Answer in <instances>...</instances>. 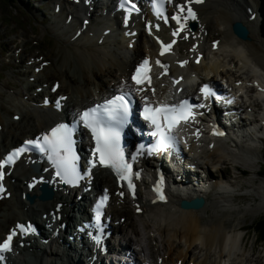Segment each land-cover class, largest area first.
Instances as JSON below:
<instances>
[{"label": "bare ground", "instance_id": "bare-ground-1", "mask_svg": "<svg viewBox=\"0 0 264 264\" xmlns=\"http://www.w3.org/2000/svg\"><path fill=\"white\" fill-rule=\"evenodd\" d=\"M49 2L52 3V0ZM67 4L70 6L68 10L64 8L65 3H61L58 14L63 15L74 12L73 19L68 25L73 24V30L72 27L65 26L63 29L62 24L58 28L67 30V32L71 30V33L74 31L73 34H75L79 31V29H76L78 24H75L77 21L76 17L81 18V14L85 9H82L81 6ZM242 6L249 7L254 12L258 11L253 22L248 20L249 15ZM103 8L109 9L107 5H104ZM197 16L199 23L197 32L188 43H178L180 51L175 53L176 59L171 61V77L174 79L183 77L185 79L192 73L201 82L215 84L221 82L227 89L235 92L239 90L235 83L239 84L241 83L240 81H259L264 83V2L260 1L259 4L257 0H206L203 5L198 6ZM147 17L149 18L148 14ZM117 18V14L112 18H109L108 15L105 17L92 15V25L89 28L87 27L85 32H81L74 42H67L74 49L68 51V56H65V54L60 55L59 59L65 60L62 64L57 62L52 65L50 63L38 74L34 75L32 73V75L25 77L33 76L35 77V82L43 79V83L47 84H50V80L53 77L58 79L60 85L58 93L68 95L61 114L53 112L49 108L33 106L34 103H40L42 96L48 92L45 88L41 94L27 93L33 87L27 80L23 88H20V90L13 89L7 95L8 106L12 110L17 111L10 118L18 114L20 119L15 122L0 114V156L10 148L17 146L25 138H28L29 136L27 135L31 132L39 133L57 122L73 119L76 112L81 108L98 100L106 99L109 92L118 86L117 89H121L122 86L128 88V75L135 59L143 57L146 53L155 54L156 46L150 38L142 33V35L139 34L142 36V40H138L133 50L129 51L123 39L125 38L124 31L116 27ZM235 22L240 23L247 30V41L237 39L232 34L231 26ZM95 24L103 27L94 26ZM110 28H113V31L106 35L104 32ZM215 38L220 39L219 47L216 52H211L210 42L215 40ZM194 42H199V47L189 52V48H192ZM107 44H111L114 47L109 50L105 47ZM144 44L145 46H143ZM205 51L206 53L201 63L194 65L192 60L195 53H203ZM19 57H13V60L16 61ZM73 59L75 61H72ZM167 59H170V56H167ZM187 59L190 62L186 68L177 67V62ZM67 60L74 63V69L65 67ZM35 66H38V64L28 68L34 69ZM26 72L27 67L24 68L22 73L20 71L18 74L19 76H25ZM8 82L9 76L0 85V94L5 92L6 89H11L8 86ZM153 87L155 88L154 98H158L164 92L171 93V97L174 98L171 83L166 77H161L160 80L155 82ZM192 88H185L187 94L182 96H189L188 93H192ZM245 89L248 91L250 88L245 87ZM254 91L253 89L251 96L245 94V100L250 102L245 110L251 108L254 111L255 108L259 109L261 103L264 105V98L261 99V95L254 96ZM230 102V108H236V103ZM2 106L3 104H0V107ZM26 111L30 115L24 119L23 116ZM261 112L259 113L261 114ZM260 114L258 116L259 119L254 120L255 124L251 125L253 129L244 130L241 138L220 139L216 141L213 147H209L211 144L209 142L208 148L206 143L201 142L202 149L195 152L193 159L186 164L192 165L196 163L194 160H200L196 164L200 171L207 175L206 177L200 176L199 179H193L190 175H186L184 171H181L180 167L171 168L176 177L170 178L171 186L167 188L169 197L167 204L152 205V198L149 197L148 192L143 190L144 187L142 185H144V182L139 185L140 190L137 200L131 203L128 200L120 201L118 205H116L114 200L107 210L113 217V221H117L124 214L127 217V222L124 221L126 222L125 225L114 227V232L116 230L117 234L123 233L127 237V230H132V233L137 236L138 231L135 229V225L129 215V212L133 211L141 219L142 226L148 234L149 242L147 247L150 257L146 255V258L151 264H259L258 262H261L260 258H255L254 261H251L252 254L247 256L244 254L245 251L243 252L242 246L245 244V235L238 237L237 235L229 236L228 234L242 231L244 228L242 222L248 214L245 212L254 210V213H256V208L247 209V211L243 212L236 211L235 207H233L238 194L234 190L233 181L228 180L229 178L226 175L227 167L223 166L224 176L222 181L224 180V183L222 185L215 182L211 184L209 178L213 175L210 170L218 172L219 167L217 165L225 163L226 165H229V163L234 165V169L240 175H245V171L252 173L254 176L259 175L258 171H250L248 168L259 163L260 159L257 149L264 137V132L259 130L256 125L258 121H264L263 116H260ZM230 120L231 118L225 119L224 123L226 124ZM254 131L258 132L255 134ZM253 134L255 135L253 136ZM160 157L161 154H159L158 158ZM166 160L163 161L162 159L160 163L168 162ZM42 169L43 167H40V170ZM94 175L93 197L102 188H108L111 191L115 189L113 179L108 171L97 169L94 171ZM177 176H180L181 180H177ZM31 177H36L34 169L26 167L20 162L11 172V176L5 179L10 196L0 198V237L9 227L10 221L13 223L15 220L25 221L31 217L40 218L42 214H48L49 211L53 210L57 203L63 204L61 211L62 220L66 222L67 229H71L70 223L76 218H82L85 210L79 211L81 205L76 199H72V193L70 192L67 194H55L48 201H40L31 197H27L24 200L21 194L25 191L23 182ZM236 178L238 179V176ZM11 180L14 182L12 183ZM263 184L264 180L260 183V188ZM263 189L264 186L261 189L264 197ZM37 193L38 189H35L31 194ZM76 193L78 194V192ZM196 199L203 200V206L200 210H184L179 205L180 202L189 203ZM71 203L73 209L69 211L68 216L66 207L69 204L71 206ZM77 210L79 212L74 215V211ZM59 224L56 222L53 225V229ZM152 231L157 232L160 237V244L157 242V246L154 248L151 245ZM49 235L50 233L46 232V238ZM136 236L127 239V249L140 256L143 248L139 241L136 240ZM47 240L50 241L47 245L34 244L28 248L21 249L20 254L11 255L8 264H58V261H60V264L89 263L90 259L88 257L92 255L91 253H83L84 259H82V262H75V257L67 258L65 254L55 253L56 240ZM179 246H182L180 250H178ZM198 246L199 251L195 253V249ZM176 250H178L177 253H174ZM120 251L122 252L123 250ZM83 260L85 263H83ZM138 260L142 263L147 262L141 256ZM124 262L126 263L123 260L122 264Z\"/></svg>", "mask_w": 264, "mask_h": 264}, {"label": "snow or ice", "instance_id": "snow-or-ice-1", "mask_svg": "<svg viewBox=\"0 0 264 264\" xmlns=\"http://www.w3.org/2000/svg\"><path fill=\"white\" fill-rule=\"evenodd\" d=\"M173 0H152V9L157 19L163 18L164 22H168V17L165 15V5L172 4ZM204 3V0H182L175 4L176 13L171 16V19L176 22L178 27L172 32V36L176 37L186 30L189 21L198 19L197 12L194 10L195 5ZM130 5V6H129ZM120 7L125 11V23H127L128 15L131 12L139 11L134 3L130 0H121ZM159 30V25L156 26ZM187 39V36L183 37ZM160 44V55L169 52L172 46L176 43L173 39L170 43ZM215 47V44L213 45ZM156 64L167 71V65L162 64L159 60ZM187 61H181L180 66L183 67ZM150 67L148 59H144L139 64L135 72L132 74V82L137 87H129L127 90L122 86L115 94L103 100L102 103H97L92 107L85 109L79 113L78 120L72 125L67 123H59L53 127L50 132L44 134L36 140H28L24 142V147L18 148L10 153L4 160H0V169L5 165H10L15 162V159L20 154L28 150V146L38 150L41 154L46 155L48 162L55 169V177H59L61 183L76 187L79 182L85 178L91 179V171L97 166L110 168L116 175L117 180L125 181L130 192L135 195V185L133 183V163L138 156L147 152L152 155L154 152H163L169 149H175L177 145L176 130L181 123H187L193 118L192 110L194 108H204V103L191 104L188 100H181L178 104H170L164 102H152L145 94L141 96L142 106L139 111V117L147 123V135L154 141L153 144L145 148L143 144L137 145L135 152L131 154V162L125 158V150L121 143L122 133L126 126L129 125L130 118L133 115V93L140 95L145 92V88L141 85H151V77L149 75ZM179 80H173V84H178ZM153 95L155 90L151 89ZM200 93L207 100L214 95L209 85H204L200 88ZM64 99L63 97L60 98ZM56 107H60L59 100L56 102ZM83 125L91 133V139L94 147L91 149V158L87 160V168L81 173L78 167L79 157L74 150L76 141L73 136L77 131L79 124ZM214 135H223L214 131ZM47 171V169H45ZM3 171H0V179L3 178ZM135 178L140 179V173H135ZM43 178L39 181L33 180L29 184L32 188L37 183H42ZM162 183H157L154 191L157 193V199L165 201L166 197L162 192ZM3 185L0 184V192H3ZM123 195V193H119ZM108 195L100 197L95 205V227L97 235L93 238L97 245H100L103 225L101 217L103 209L106 207ZM139 210V209H138ZM21 233L32 231L31 226L27 228L24 225H17ZM16 235V232H11L3 242H0V264H5L4 253L10 252L11 241Z\"/></svg>", "mask_w": 264, "mask_h": 264}, {"label": "rangeland", "instance_id": "rangeland-1", "mask_svg": "<svg viewBox=\"0 0 264 264\" xmlns=\"http://www.w3.org/2000/svg\"><path fill=\"white\" fill-rule=\"evenodd\" d=\"M49 1L51 0H16L15 4L12 6H7L8 4L0 1V85L4 82V79H6V77L9 76L10 78L9 81L11 82H8V85L11 84L10 86L14 90L15 89L20 90V88L24 87L23 81H26V78L23 79L21 76H18V72L23 70V66H27L26 62L30 58L43 56L45 60L49 61L51 59L52 62L50 60V63H52V65H55L57 62L62 64L65 60L59 59L60 55L65 54V56H68L69 55L68 51L74 49V47L67 44V41L69 40L72 34L71 30L70 32L69 31L67 32V30H61L58 28L59 25L61 24L63 29L65 27H72V26H65L64 24L66 14L59 15L52 13V9H53L52 3L53 4L57 3V0H52V3H50ZM260 1L264 2V0H259V2ZM243 8L245 9V7ZM65 9L68 10V7L65 6ZM256 12L258 13V11ZM52 14L56 16H53ZM80 20L81 18L77 20L75 24L78 23L77 25H79ZM90 24L92 25V22ZM19 47H23L24 59L23 62H21L17 66L16 65L17 61L14 62V60L9 58V55H12L14 53L13 51ZM105 47L109 49L108 46ZM138 59L139 58H136L135 62H137ZM72 61L75 60L73 59ZM65 67L67 69L70 68L74 69V63L69 62L67 60ZM29 74H31L30 71ZM52 80H58V79L53 77ZM52 80H50V82ZM40 81L41 82L38 83L42 84L44 82L43 79H41ZM13 83H16L17 85H14ZM14 86L16 87L14 88ZM33 88L29 90V92H33L32 91ZM6 96H7V92L1 93L0 102L4 101L2 103L4 104L3 107L5 108V112L6 109L9 110L6 113H4V109H1L0 113L2 115L4 114L7 115L9 119V117L12 116V114L17 113V111L12 110L11 107L8 106L9 104L5 103ZM260 107L261 109H263L262 110L263 112H261L260 109H258L257 117L260 114L259 112H261L260 116H263L264 118V105L261 104ZM250 109L251 108H249V110ZM29 115L30 114L26 111V114H24L23 118L25 119L29 117ZM34 134L35 132H31L27 136H32ZM263 144L264 141L257 149L259 152L258 155L260 157L259 163L254 164L253 166H251V168H248V170L250 171H258V172L261 171L260 172L261 175L254 176L252 173L248 171H245V175H240L234 169V165H230V163L229 165H226L225 163V164L217 165V167H219L218 172H213L210 170L211 172H213L212 173L213 176H211L209 179L211 184H213V182L215 181V183H219L220 185H222L224 183L223 182L224 180L222 181L224 176L223 169L224 167H227L226 175L229 178L228 180L233 181L234 190L238 194L235 200L236 202L234 203L233 207H235L236 211H243V212H245V210L247 211V209L249 210L256 208V213H254V210H249L245 212L246 214L247 213L248 214L244 217V221L242 222V224L244 225L242 231L228 233V234L229 236L237 235L238 237L245 235V244L242 246L243 252L245 251L244 254L247 256L248 255L251 256L252 254L251 261H254L255 258H260L261 262H258L259 264H264V247L262 244H259L258 241L256 240L255 234L252 233L253 232L252 226H254L256 222L264 218V201H263L264 197L262 196V190H261L264 184L260 188V183L264 180V174H262V170L264 169L261 168V166L264 167ZM237 176L238 179L236 178ZM130 216H131V220L133 221V224L135 225V229H137L138 231V234L136 236L134 235V233H132V230H127L128 231L127 236L128 238L129 237L134 238V236L137 237L136 240L139 241V244L143 248L142 254L144 253L145 255L142 256L145 257L144 259H147L146 255L149 256V249L147 247V244L149 242L148 234L146 233V231L142 226L141 219L133 214ZM126 218H127L126 214H124V219L126 220ZM126 222H123L122 226L125 225ZM151 236H152L151 245H153L154 248L155 246H157L156 245L157 242L160 244V237L159 234L155 231L151 232ZM120 242L121 245L127 244V239L121 238ZM181 248L182 246H179L178 250H180ZM178 250L174 251V253H177ZM198 251H199V246L197 249H195V253H197ZM142 256L141 258H143ZM58 264H60V261H58Z\"/></svg>", "mask_w": 264, "mask_h": 264}, {"label": "water", "instance_id": "water-1", "mask_svg": "<svg viewBox=\"0 0 264 264\" xmlns=\"http://www.w3.org/2000/svg\"><path fill=\"white\" fill-rule=\"evenodd\" d=\"M233 33L241 40L245 41L247 40V30L242 27L240 24H234L233 25ZM203 206V200L202 199H196L194 201H191L189 203L187 202H181L180 207L184 210H200Z\"/></svg>", "mask_w": 264, "mask_h": 264}, {"label": "trees", "instance_id": "trees-1", "mask_svg": "<svg viewBox=\"0 0 264 264\" xmlns=\"http://www.w3.org/2000/svg\"><path fill=\"white\" fill-rule=\"evenodd\" d=\"M1 1L7 4H14L16 0H1ZM262 174H264V170H262ZM252 230L256 234L257 240L263 243L264 245V218L256 222Z\"/></svg>", "mask_w": 264, "mask_h": 264}]
</instances>
